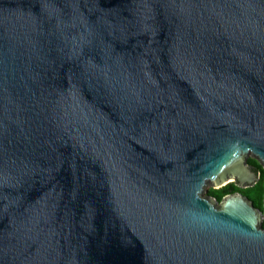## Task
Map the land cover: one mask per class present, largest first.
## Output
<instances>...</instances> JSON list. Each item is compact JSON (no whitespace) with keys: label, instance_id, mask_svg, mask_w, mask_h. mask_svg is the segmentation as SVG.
<instances>
[{"label":"water","instance_id":"95a60500","mask_svg":"<svg viewBox=\"0 0 264 264\" xmlns=\"http://www.w3.org/2000/svg\"><path fill=\"white\" fill-rule=\"evenodd\" d=\"M264 0H0V264H264Z\"/></svg>","mask_w":264,"mask_h":264},{"label":"trees","instance_id":"16d2710c","mask_svg":"<svg viewBox=\"0 0 264 264\" xmlns=\"http://www.w3.org/2000/svg\"><path fill=\"white\" fill-rule=\"evenodd\" d=\"M250 160L259 168L260 178L258 181L250 186L243 189H240L236 186L235 183H228L220 188H212L209 190V195L217 198L218 201H221L222 198L228 193V191L236 190L244 193L248 198H250L255 206L263 208L264 203V167L263 165L255 158H250ZM264 225V223H263Z\"/></svg>","mask_w":264,"mask_h":264},{"label":"flooded vegetation","instance_id":"af4514ba","mask_svg":"<svg viewBox=\"0 0 264 264\" xmlns=\"http://www.w3.org/2000/svg\"><path fill=\"white\" fill-rule=\"evenodd\" d=\"M250 158L251 157H248L247 158V164H250V165H252V166H254V167H256V168H258L251 160H250ZM258 170H259V168H258ZM259 178H260V170H259ZM258 178V179H259ZM258 181V180H257ZM231 182H233V183H235L236 184V186L238 187V188H240V189H243V188H246V187H242L240 184H239V181L238 180H235V181H230L229 183H231ZM228 184V183H227ZM248 187H250V186H248ZM235 192H240V191H236V190H231V191H228V193L227 194H232V193H235ZM209 193V192H208ZM207 193V194H208ZM240 193H242V192H240ZM226 194V195H227ZM244 194V193H243ZM245 195V194H244ZM246 196V195H245Z\"/></svg>","mask_w":264,"mask_h":264},{"label":"rangeland","instance_id":"374dc122","mask_svg":"<svg viewBox=\"0 0 264 264\" xmlns=\"http://www.w3.org/2000/svg\"><path fill=\"white\" fill-rule=\"evenodd\" d=\"M250 157H252V156H250ZM252 158H254V157H252ZM212 188H214V186H212L211 184L207 185V187L205 188L204 194L206 195L209 192V190Z\"/></svg>","mask_w":264,"mask_h":264},{"label":"bare ground","instance_id":"6f19581e","mask_svg":"<svg viewBox=\"0 0 264 264\" xmlns=\"http://www.w3.org/2000/svg\"><path fill=\"white\" fill-rule=\"evenodd\" d=\"M209 185V184H208Z\"/></svg>","mask_w":264,"mask_h":264}]
</instances>
